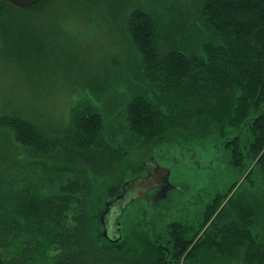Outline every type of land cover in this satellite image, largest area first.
<instances>
[{"label":"trees","instance_id":"obj_1","mask_svg":"<svg viewBox=\"0 0 264 264\" xmlns=\"http://www.w3.org/2000/svg\"><path fill=\"white\" fill-rule=\"evenodd\" d=\"M54 1L63 2L0 0V33L19 53L9 67L27 83L46 49L24 22ZM64 1L97 19L122 6L133 56L118 68L129 94L80 77L91 97L57 127L0 109V264H264V0H194L189 12L175 2ZM208 144L223 150L222 168L196 196L168 206L156 186L124 199L138 151L145 174L155 149Z\"/></svg>","mask_w":264,"mask_h":264},{"label":"rangeland","instance_id":"obj_2","mask_svg":"<svg viewBox=\"0 0 264 264\" xmlns=\"http://www.w3.org/2000/svg\"><path fill=\"white\" fill-rule=\"evenodd\" d=\"M62 1L57 4L54 1L42 11L43 13L29 16L24 22L28 32L34 31L36 35H41L33 38L42 50L46 49L44 53L34 54L33 62L36 69L34 83H27L20 73L16 75L11 71L10 63L12 64V59L19 53L8 47L13 40L12 35L6 34L4 38L0 33V109H5L8 105L15 106L23 111L22 114L48 127L64 126L68 121L70 109L77 102L87 101L88 97H91L84 84L82 85L80 77L92 76V82L97 86L106 87L107 91L114 92L113 94L122 99L129 94L127 87L122 84L127 81L129 74L125 72V67L118 68L133 56L128 54L131 48L123 30L121 20L123 13L120 11L122 6L115 7L113 17L110 18L108 12L106 14L104 12L100 15L104 18L97 19L93 11L90 12L92 16H89L88 12L81 10V7H75L70 1H66L68 4ZM155 1H160L162 4L175 2L178 7L184 6V12H189L190 9L186 8L194 2V0H145V3L162 10ZM129 5L127 0V7ZM44 41L47 43L46 48H44L45 44L43 46ZM41 57L55 58V61L48 59L47 64L38 62ZM109 61L115 67L106 68L105 65ZM49 64L53 66L52 72L48 68ZM61 65L64 67L57 70ZM104 70L109 71L110 74L103 75ZM54 71L56 74L53 73ZM115 72L118 74L115 75ZM69 75L75 77L79 83L72 82L71 78L66 77ZM142 155L143 151L135 154L136 161L129 171L130 175L136 173L135 175L139 176L137 180H142L146 175L141 173L139 168L138 159H141ZM223 155V150L216 149L210 144L204 148L186 149L168 146L155 149L149 165L168 171L167 182L170 187L166 192L169 201L167 205L196 196L197 192L209 182L211 175L222 168V161L219 163L218 158ZM9 157L16 156L14 153H9ZM14 160L26 163L28 159L24 155H19L18 159ZM50 169L56 170L58 166L53 164ZM134 180L131 181V188H128L130 190L124 196L126 200H130L138 193L137 189H133L135 186L137 188L140 186ZM122 219L123 215L120 222ZM129 222L127 216L124 226Z\"/></svg>","mask_w":264,"mask_h":264},{"label":"flooded vegetation","instance_id":"obj_3","mask_svg":"<svg viewBox=\"0 0 264 264\" xmlns=\"http://www.w3.org/2000/svg\"><path fill=\"white\" fill-rule=\"evenodd\" d=\"M146 170H147L146 175L144 176L142 180H137V179L134 180L140 186L139 191H138L139 194L144 193L143 197H147L148 192L156 188V186L159 187V190L161 192L162 187H165V185L167 184V182L165 181V175H166L167 170L162 169L160 167H156L154 165H151V166L148 165ZM149 184L151 185L148 186ZM131 185L132 183H130L129 185L130 188H131ZM126 191L127 190L125 189V192Z\"/></svg>","mask_w":264,"mask_h":264},{"label":"water","instance_id":"obj_4","mask_svg":"<svg viewBox=\"0 0 264 264\" xmlns=\"http://www.w3.org/2000/svg\"><path fill=\"white\" fill-rule=\"evenodd\" d=\"M8 1L11 2L13 5L24 7V6H30L32 4H35V3H37L40 0H8ZM167 179H168V171H166V175H165V181L166 182H167ZM150 185L151 184H149L148 186H150ZM169 187H170V185H169L168 182L165 185V187H162L161 192H160V195H159V196H161V198H165L166 197V192L169 189ZM143 195H144V193H142V194H140L138 196H142L143 197ZM109 204H110V202H108L106 204V211H107V207H108ZM103 219H104V215L101 216V220L102 221H103ZM103 235L104 236H108L106 229L103 230Z\"/></svg>","mask_w":264,"mask_h":264}]
</instances>
